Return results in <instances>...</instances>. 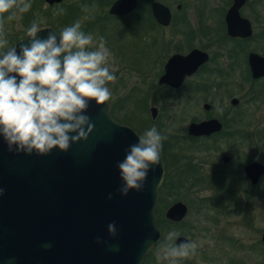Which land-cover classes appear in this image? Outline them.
<instances>
[{
  "label": "flooded vegetation",
  "instance_id": "af4514ba",
  "mask_svg": "<svg viewBox=\"0 0 264 264\" xmlns=\"http://www.w3.org/2000/svg\"><path fill=\"white\" fill-rule=\"evenodd\" d=\"M107 1L109 4L102 5L97 15L99 21L105 26L111 20L123 23L131 36L136 38L135 43L144 49V61L132 60L131 69L135 73H152L156 76L148 83L149 92L147 89L139 90L132 95L133 99L147 106V97L153 92L154 97L160 98L158 101L167 107L175 103L176 95L189 90V98L196 101L199 107L202 106L203 112L191 119L184 134L169 135L171 143L168 140L162 144L165 175L161 187L162 191L167 189L171 193H176L178 189L185 192V187L189 188L187 192L196 194L201 211L197 212L194 222L189 221L190 208L183 201H177L178 198L166 210L161 209V241L147 254L142 264H169L156 257L160 244L166 242L170 231L179 233L176 240L178 245L186 240L210 241L197 243V254L177 264H247L245 260L229 259L236 252L255 253L260 261L257 264H264V229L258 231L261 235L259 240L247 245L243 243L239 230L238 237L234 233L235 228L224 229L221 223L230 219L235 209L244 224L250 227L254 217L249 212L241 211L243 204L257 201L256 191L264 187V173L255 180V174L248 172L255 163L264 167V148H251L254 133L247 123L248 113L256 114L257 109L264 113V0H220L221 3L216 4L218 8L213 7L211 11L206 39L195 40L193 33L192 39H164L163 31L176 20L171 8L161 1L135 0V8L122 16L110 13L117 0ZM157 3L171 12L168 26L160 24L155 16L153 8ZM181 8L182 5H178L177 9ZM183 25L191 27L186 22ZM230 28L234 34H230ZM190 31L185 32L184 29L180 33L185 35ZM107 46L118 49L113 44ZM194 51L201 55V59L191 72L171 62L176 56L185 58ZM253 62L257 66L256 71ZM170 70L172 72L168 74ZM167 74L170 82H162ZM180 79L181 84L175 86ZM154 82L157 83L152 87ZM221 92H224V99H221V110L216 114L215 97ZM201 96L203 99L198 100ZM150 114L156 122L160 116L158 107L150 108ZM211 121L220 125L219 130L200 136L191 135L190 125ZM234 141L243 142L247 147L234 149ZM172 143L176 144L179 152L175 156L166 148ZM207 191L212 194L204 196L203 193ZM181 192H177V195ZM177 203L185 204L188 209L180 220L171 219L169 214Z\"/></svg>",
  "mask_w": 264,
  "mask_h": 264
},
{
  "label": "water",
  "instance_id": "95a60500",
  "mask_svg": "<svg viewBox=\"0 0 264 264\" xmlns=\"http://www.w3.org/2000/svg\"><path fill=\"white\" fill-rule=\"evenodd\" d=\"M44 1L55 5L65 0ZM135 6V0H117L110 13L122 16ZM153 9L160 24L171 23L167 7L157 3ZM42 27L41 39L55 30L50 25ZM230 34H234L232 28ZM27 43L26 36L14 46L17 53ZM199 55L194 51L171 62L193 71ZM168 74L162 82H170ZM86 114L94 130L86 142L72 145L67 152L53 149L45 156L10 152L0 137V264H142L160 242L156 210L165 175L162 152L160 162L149 170L143 190L122 196L117 165L140 135L114 120L109 102L97 107L91 101ZM219 128L211 121L192 124L189 131L200 136ZM249 171L257 180L264 167L255 163ZM187 211L185 204L177 203L169 210L170 218L180 220ZM113 223L115 237L108 233V225ZM146 241L154 246L151 250Z\"/></svg>",
  "mask_w": 264,
  "mask_h": 264
},
{
  "label": "clouds",
  "instance_id": "9594fccd",
  "mask_svg": "<svg viewBox=\"0 0 264 264\" xmlns=\"http://www.w3.org/2000/svg\"><path fill=\"white\" fill-rule=\"evenodd\" d=\"M31 7V0H0V137L10 152L45 156L53 149L67 152L72 145L89 139L94 130L86 114L89 104L94 101L99 107L111 100L108 85L116 76L104 38L82 30L83 20L92 18L95 5H85L82 10L87 15L44 39L38 36L45 29L42 22L33 21L25 30L28 43L19 53L9 47L6 21L21 19ZM166 139L153 126L129 147L117 165L122 196L143 190L149 170L160 162ZM108 233L116 236L114 223L108 225ZM178 237L176 231L167 234L157 259L177 264L197 254V242L186 240L178 245ZM146 245L149 250L154 247L151 241Z\"/></svg>",
  "mask_w": 264,
  "mask_h": 264
},
{
  "label": "rangeland",
  "instance_id": "374dc122",
  "mask_svg": "<svg viewBox=\"0 0 264 264\" xmlns=\"http://www.w3.org/2000/svg\"><path fill=\"white\" fill-rule=\"evenodd\" d=\"M35 1L36 0H31L32 7L29 12L25 13L29 14L33 12L32 17L28 16L31 22L25 23L23 18L19 20H13L11 22L6 21L5 35L6 39L8 40L9 47H12L14 45V40L23 38V36L25 35V30L31 25L33 21L39 22L41 19L47 18L50 21H45L48 24L44 25L52 26L59 33V31L64 27L71 25L77 19H82L85 15H87L82 10L85 5L89 7L93 5L96 6L94 12L92 13V18H90L89 20H83L82 30L86 34L91 33L94 38L103 37L106 46L113 44L118 49H120L119 51L116 48L114 49L113 47L111 48L107 46L112 54L110 57V67L115 70L114 74L116 76V81L108 85V87L112 91V98L109 103L111 105V112L113 111V109L114 111H117V115L121 119L117 122L123 125L130 126L140 135L155 126L161 133V135L167 137V139L163 141V144H166L168 140L171 143L169 135L184 134L191 119L203 114L202 106L199 107L200 105H198L196 101L194 102L189 98V90H185L176 95V97H174L175 103L170 106L167 105V107H164L162 103L158 101L160 98L154 97L153 92L147 97V100L145 102L147 106L139 103V100L133 99L132 95H134L139 90L145 91V89H147L149 92V84L151 83V80L156 76L152 73H148L147 75L135 73L131 69L132 60H136L137 62L144 61V58L142 57V55H144V49L138 43H135L136 38L132 37L133 35L131 36L130 31L126 26H123V23L117 20H111L110 22H107V26H105L104 23L99 21V17H97V15L100 14L102 5L109 4L107 0H66L62 4L58 5V7L54 10H50L49 5H47L46 3H44L42 7H35ZM158 1H161L171 8L176 20V22L173 23L169 29L163 31V35L165 37L164 39L184 40L192 39V33L194 40L206 39L207 36H205V32L209 27L208 24L210 23L209 18L211 15V11L213 7L218 8L216 6L217 3H221L220 0ZM178 5H182L181 10L177 9ZM46 14H48L49 16H46ZM67 14H72V16L69 15V17L72 18L69 21L65 17ZM185 22L189 26H191L187 27L191 31L184 27L183 24H185ZM184 29L185 32H190L188 34L181 35L182 33L180 32ZM156 83L157 82H154L152 84V87H154ZM202 96L198 98V100L203 99ZM215 99L217 100L215 104L217 114L221 110L220 101L221 99H224V92L219 93L218 96L215 97ZM153 106L158 107L160 114L159 119L156 122L152 120L150 114V108H152ZM256 111V114L253 113L249 115L248 113L249 118L247 121L250 126L251 132L254 133V136H252V141L254 143L251 144V148L254 147V149L264 148V113L260 112V110L258 109ZM232 147L234 149H244L245 147H247V145L243 142L234 141ZM166 148H169L171 154H174L173 156H175L176 153H179L175 143H172ZM254 154H256V151ZM251 157L254 156L251 155ZM185 189H187V191L190 190L186 187ZM161 191L162 189L160 190V192ZM181 191L182 190L178 189L177 192ZM187 191L185 190V192H181L180 195H177V192L171 193L169 190L165 189L164 191H162V194L160 193V206L158 205V207L166 210V208H168V206H170L172 203L183 201L190 208L189 221L194 222L197 219V212L201 211V209L198 208L200 204L197 203L198 200L196 194ZM211 194L212 192L210 191L203 193L204 196H210ZM256 197L257 201L255 202L244 201L245 203L243 202L244 204L241 210L242 212H249L253 215L254 218L250 227L244 224L241 215H237L235 209H233L232 217L230 219L221 222L223 223L222 227L224 229L228 230V228H235L233 230L235 235H237L238 237L239 230V233L242 234L243 237V243L247 245L253 244L257 240H259L261 238L259 232L261 229H264V187L259 188L256 191ZM176 198H178L179 200H177ZM231 233L233 234V232ZM197 243H210V241H197ZM258 258L259 257L255 253L252 255V253L249 254L248 252L232 253L229 257V259H233L235 261L245 260L247 264H257L259 261Z\"/></svg>",
  "mask_w": 264,
  "mask_h": 264
},
{
  "label": "trees",
  "instance_id": "16d2710c",
  "mask_svg": "<svg viewBox=\"0 0 264 264\" xmlns=\"http://www.w3.org/2000/svg\"><path fill=\"white\" fill-rule=\"evenodd\" d=\"M44 3H45V1H43V0H36L35 1V3H34V6L35 7H42L43 5H44ZM50 8V10H54L55 8H57L58 7V5H55V6H49ZM49 10V11H50ZM32 13L33 12H31V13H29V14H25V15H23V20L25 21V23L27 22V23H29V22H31L30 21V19L28 18V16H30V17H32ZM69 15H71L72 16V14H69ZM69 15L67 14L65 17H66V19L69 21V20H71L72 18H70L69 17ZM34 16V15H33ZM46 16H49L48 14H46ZM89 20V19H88ZM45 21H50L49 19H47V18H43V19H41L39 22H42V25H44V24H48V23H46ZM186 34V33H185ZM26 37V34L23 36V38H25ZM23 38H21V39H17V40H14V45L16 44V43H18L20 40H22ZM16 39V38H15ZM14 45L12 46V47H14ZM112 113V117L116 120V121H120L121 119L118 117V115H117V111H114V109H113V111L111 112ZM163 189V188H162ZM161 194H162V191L160 192ZM160 206V205H159ZM161 208L160 207H158V210H157V217H158V226L160 227V228H162V217H160V213H161Z\"/></svg>",
  "mask_w": 264,
  "mask_h": 264
},
{
  "label": "bare ground",
  "instance_id": "6f19581e",
  "mask_svg": "<svg viewBox=\"0 0 264 264\" xmlns=\"http://www.w3.org/2000/svg\"><path fill=\"white\" fill-rule=\"evenodd\" d=\"M163 183V182H162ZM162 187V185H161ZM159 201H160V195H159ZM159 201H158V205H159ZM157 210H158V206H157ZM157 210H156V218H157ZM157 225H158V220H157ZM159 227V226H158Z\"/></svg>",
  "mask_w": 264,
  "mask_h": 264
}]
</instances>
